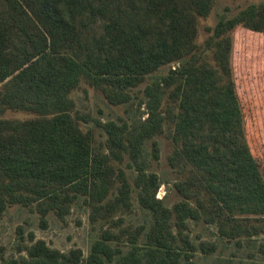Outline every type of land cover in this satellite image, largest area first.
Returning <instances> with one entry per match:
<instances>
[{
  "label": "trees",
  "instance_id": "1",
  "mask_svg": "<svg viewBox=\"0 0 264 264\" xmlns=\"http://www.w3.org/2000/svg\"><path fill=\"white\" fill-rule=\"evenodd\" d=\"M208 9V0H0V217L10 205H34L45 225L50 211L63 218L80 196L99 216L128 209L132 186L113 164L127 156L139 204L153 218L149 247L138 253L144 264H195L196 251L213 252L214 243L190 240L189 219L218 223L227 239L264 234V173L233 63L235 32L264 12V0L219 15L198 44V18ZM172 63L141 91L145 118L96 121L106 139L95 145L72 92L85 84L126 104L132 89ZM8 110L31 116L6 118ZM165 124L174 144L168 163L184 174L174 182L182 199L171 207L156 196L159 177L144 156L151 140L159 159L154 137ZM26 251L29 264H143L136 246L123 254L103 241L85 259L43 240Z\"/></svg>",
  "mask_w": 264,
  "mask_h": 264
},
{
  "label": "rangeland",
  "instance_id": "2",
  "mask_svg": "<svg viewBox=\"0 0 264 264\" xmlns=\"http://www.w3.org/2000/svg\"><path fill=\"white\" fill-rule=\"evenodd\" d=\"M260 1L208 0V11L205 16L198 18L196 42L203 43L209 34L206 28L213 27L219 15L226 13L233 16L250 4ZM234 39L233 63L238 92L246 114L247 137L254 157L264 173V12L255 18L248 29L240 27L236 30ZM176 65H164L148 76L143 83L132 89V100L126 104L112 105L101 91L85 84L73 91L71 97L75 101L76 109L89 118L87 123H83V127L93 131L95 145L105 142L106 139L104 130L96 121L121 123L145 118V106L141 103L142 89ZM30 116L26 112L11 110L4 114L6 118L25 119ZM169 131L165 124L163 133L154 137L159 145V159H152L151 140L144 144V156L148 162L147 170L159 177L160 186L156 196L166 206L171 207L182 199L174 188V182L184 178V174L178 173L168 163V156L174 148ZM113 164L124 171L132 186L130 208L117 210L110 216H99L80 196L63 218L50 211L45 217V225H42L34 205H10L0 217V264H29L26 247L37 240H43L50 248L63 253L79 249L84 259L91 254L93 246L99 241L109 244L113 249H120L123 254L129 253L136 246L137 257L144 264L145 256L140 254L149 247L146 233L153 218L139 204L134 184L136 172L130 166L128 157L125 156L121 163L114 161ZM109 197L113 195L110 194ZM188 222L187 234L193 243L208 241L216 245L215 250L208 254L196 251L191 257L195 264H264V253L260 250L264 234L227 239L219 232L218 223L195 222L192 219ZM106 232L118 233L120 238L107 239Z\"/></svg>",
  "mask_w": 264,
  "mask_h": 264
}]
</instances>
